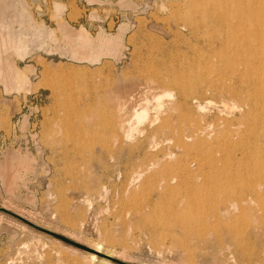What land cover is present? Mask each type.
I'll use <instances>...</instances> for the list:
<instances>
[{"label": "rangeland", "instance_id": "374dc122", "mask_svg": "<svg viewBox=\"0 0 264 264\" xmlns=\"http://www.w3.org/2000/svg\"><path fill=\"white\" fill-rule=\"evenodd\" d=\"M133 1L138 8L134 11L120 9L116 0H100L94 4L86 0H13L15 5L23 6L24 11L20 7L23 16L30 17L22 25L13 23L15 31H28L41 24L44 29L55 31L54 39L59 36L61 39L58 29L61 20L71 28L85 27L92 36L98 29L114 34L122 22H126L128 28L122 37L123 54L117 60L110 56H103L94 64L75 60L60 53L57 42L46 36L51 42L42 37L50 50L35 45L36 50L33 48L22 58L9 51L3 53L7 61H12L27 76L29 85L26 90H5L0 82V163L5 159L13 161L9 153L17 151V157L26 155L34 168L13 179V167L17 163L12 162L5 177L0 178V207L18 208L41 225L70 233L83 242L97 243L102 249L111 248L126 260L120 261L125 264H264V230H244L250 236V247L227 238L224 230H180L177 216L164 210L169 201L168 191L163 197L156 191L148 189L146 192L140 183H136L138 187L136 184V187L128 186L122 175L115 173L118 169L92 160L75 162L62 148L71 133L62 123L55 129L54 121L59 122L65 114L70 116L75 108H83L87 115L90 97L96 100L95 94H100L118 78L149 75L152 71H180L188 66L196 70L197 61L201 60L202 66L205 60V70L197 71L195 76L186 75L184 80L194 83L210 75L213 80L225 76L226 83H237L227 72L221 74L227 68L226 62L222 63L223 53L227 52L222 50L218 26L211 21L214 10L210 11L216 6L232 10L230 0ZM54 3L64 5L58 15L54 12ZM206 63L219 69L209 72L213 69ZM198 82L193 94L198 97L195 96L194 105H203L198 110L200 124L211 121L214 125L224 118L222 104L228 101L211 93L201 84L203 81ZM81 176L83 179L89 176L93 183L96 179V183L86 189ZM104 190L108 191L106 196L102 193ZM0 213V264H100L98 260L85 261V252L81 249L72 248L74 246L25 223L26 226H22V221Z\"/></svg>", "mask_w": 264, "mask_h": 264}, {"label": "bare ground", "instance_id": "6f19581e", "mask_svg": "<svg viewBox=\"0 0 264 264\" xmlns=\"http://www.w3.org/2000/svg\"><path fill=\"white\" fill-rule=\"evenodd\" d=\"M86 2L94 4L100 3V0ZM230 3L232 10L218 6L210 9L214 10L210 20L218 26L219 39L224 47L222 50L228 53H223L222 63L226 62L224 66L227 68L221 74L227 72L230 77L236 78L237 83L233 84V80L232 84L226 83L225 76L213 80L209 75L200 80L215 96L228 101V104H222L223 119L215 121L214 125L210 124L211 121L200 124L198 110L203 105H194L198 97L193 94L198 81L192 83L191 79L190 83L184 80L186 75L195 76L197 71L205 70L206 61L202 59L204 65H200L201 60L197 61L196 70L188 66L180 71H152L149 75L118 78L110 82L102 94H95L98 99L90 97L89 108L84 101L87 115H84L83 108H75L70 116L65 114L52 125L56 129L62 123L70 131L71 135L64 140L62 148L70 153L75 162L88 163L92 160L110 165L118 169L120 173L117 170L115 173H118L117 176L121 174L128 186L140 183L146 192L148 189L156 191L159 196L168 191L169 201H166L168 204L164 210L175 218L177 216L179 229L192 232L224 230L227 238L244 247V244L250 243V236L244 230H264V0H230ZM115 4L123 10L134 11L137 8L133 0H116ZM20 7L23 9V6ZM20 7L13 0H0V82L5 90H26L29 80L12 61L6 60L8 57L3 53L8 54L9 51L21 57L35 45L50 50L46 45L48 43L44 44L48 40L45 36L57 42L60 53L90 64L99 62L103 56L117 60L123 54L122 37L128 28L126 22L120 23L114 34L98 29L92 36L83 26L71 28L66 22L57 21L61 39L59 36L56 37L59 40H55V31L44 29L41 24L33 26L29 23L32 29L24 32L13 30V23L22 25L30 18L28 14L23 16ZM63 9L62 3H54L57 15ZM90 14L94 16L93 12ZM212 69L209 72H214L215 68ZM85 105L81 104L82 107ZM9 154L17 163L13 167V179L33 170L32 160L25 154L24 157H17V151ZM13 161L2 160L0 178L5 177V171ZM88 178H80L85 188H91L96 183V179L93 183ZM107 192L104 190L102 193L105 195ZM1 206L94 251L126 261L111 248L102 249L97 243L83 242L70 233L35 222L18 208ZM21 225L26 226L24 223ZM82 251L89 263L98 260L100 264H114L92 252Z\"/></svg>", "mask_w": 264, "mask_h": 264}, {"label": "water", "instance_id": "95a60500", "mask_svg": "<svg viewBox=\"0 0 264 264\" xmlns=\"http://www.w3.org/2000/svg\"><path fill=\"white\" fill-rule=\"evenodd\" d=\"M0 211L9 214L10 216H13L14 218L22 221L23 223L27 224L28 226H30V227H32V228H34V229H36V230H38L40 232H43L45 234H48V235H50V236H52L54 238H57L60 241L66 243V244H69L71 246H74V247H76L78 249H81V250H84V251H87V252H92V253L96 254L97 256L106 258V259L111 260L113 262H117V263H120V264H125L123 262H120L117 259H114L112 257H108V256H106V255H104V254H102L100 252L94 251V250H92V249H90V248H88V247H86V246H84V245H82L80 243L74 242V241H72V240H70V239H68V238H66V237H64V236H62V235H60L58 233H55V232H53L51 230H48L46 228H43L41 226H38V225L30 222L29 220L25 219L24 217H22V216H20V215H18L16 213H14V212H12V211H9L8 209H5V208L0 207Z\"/></svg>", "mask_w": 264, "mask_h": 264}]
</instances>
